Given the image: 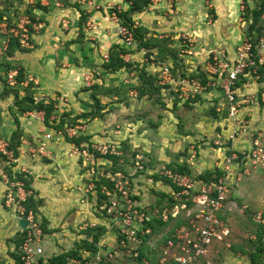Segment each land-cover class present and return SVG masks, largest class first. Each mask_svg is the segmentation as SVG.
Returning a JSON list of instances; mask_svg holds the SVG:
<instances>
[{
    "label": "crops",
    "instance_id": "1",
    "mask_svg": "<svg viewBox=\"0 0 264 264\" xmlns=\"http://www.w3.org/2000/svg\"><path fill=\"white\" fill-rule=\"evenodd\" d=\"M177 1L173 0L170 9V3L165 4L164 0H157L154 3L149 0L150 3L142 11L131 16L134 27H141L145 36H153L158 40H167L168 38L163 36H169L173 41L168 40L169 48L180 47L179 40L182 36L192 41L189 49L188 46L182 45L186 54L181 58L185 70L191 76L195 72L206 73L208 60L218 51H226L233 58L236 47L247 37L246 35L240 37L239 24L235 25L236 29L228 24L233 18H229L227 13H235L236 1L231 2L230 10L225 9L221 4L218 6L212 4L211 8H215L212 10L216 14L215 19L208 18V8L203 6L202 0H179L184 4L181 2L182 4L178 6ZM70 2L83 5L82 11L85 9L87 17L82 29L81 11L73 7ZM94 2L97 5L100 3L104 8L99 7L95 10L93 6L80 0H38L39 5H30L31 7L27 8V11L34 14L37 25L33 32L31 49L22 51L18 48L12 56L8 54L1 60L7 67L13 65L22 69L23 80L19 81L18 75L19 84L9 87L0 76V139L11 142L14 133L20 130L19 149L25 150L26 154L19 155L18 162L13 166L8 165L0 156V235L4 234L3 237L0 236V264L18 263L12 255L16 245L14 239L23 230L19 220H11L12 217H9L11 221L3 224L7 221L4 219L6 208L2 199L8 190L3 180V176L7 175L6 168H9L13 175L27 173L30 176L31 192L37 193L36 198L42 200L41 218L47 220L48 229L53 230L47 234V240L55 245L54 251L57 253L66 251L72 243L82 244L96 233L98 228H103V233L106 232L104 221L96 218L97 215L93 210L96 204L94 193L97 190H92L90 186L96 188L94 180L98 179L91 176L88 162L79 153L86 145L111 147L116 152V149L120 150V143L137 147L141 141L146 143H151V140L157 141L155 144L152 143V149L146 159L148 162L146 175L141 173L133 175V167H127L128 174L133 175L132 180L136 189L142 194L145 193L146 188H149L143 176L145 179L149 177L154 179L153 175L168 164L187 165L191 173L196 176L205 171L221 169L225 157L232 150L242 153L252 148L253 138L249 134L239 136L234 141L227 140L233 124L228 118L227 109L223 112L217 110L223 103V94L220 90L209 89L200 95L198 100L184 101L176 92L178 88L176 84L160 85L163 88L168 86L170 91L177 94L180 101H177V105L176 101L171 102L179 109L177 111L181 110L182 105L189 106L191 103H195L196 106L205 104L211 107L209 116L199 117L200 120L196 121L194 129L191 128L192 123L186 116H183L184 125L180 127L178 119L173 121L171 117L166 123L162 119L167 117L158 115L156 124H153L154 127L151 126V129H148L147 125L143 127L144 122H149L145 117L146 112L141 113L143 116L139 119L132 118L131 116L142 111L145 105H149L148 100L144 99L148 97H142L141 100L138 97L137 88L141 83L138 71L123 68L118 72L108 73L103 68L104 56L118 45L126 50L125 55H122L126 62L132 63L139 69H145L152 75L156 74L155 71L161 75L160 68L163 65L169 66L172 72L173 58L169 56L159 61L157 65L154 62L150 63L146 54L151 51L153 54L150 59H154V56L159 55L158 47L150 45V49L147 50L135 40L130 47H127L118 37L116 34L118 24L111 15L112 10L119 8L122 12L130 11L132 2L127 0H94ZM165 15L168 16L167 19ZM81 30L84 31L83 38H79ZM193 43H196V46H193ZM87 45L91 50L90 54H84L82 51ZM0 71H3V68H0ZM173 78L177 79L174 75ZM29 83L33 84L31 91L36 103L42 101L44 104L49 102L54 104V114L45 122L40 118L32 117V111L25 113L17 106L15 91L19 99H22ZM88 83L91 85L88 86ZM263 85L260 76L257 77L250 72L240 76L237 82L239 114L248 120L250 132L264 129V107L260 99ZM95 86L106 89L105 93L100 92L98 96L105 115L102 119L92 121H87L85 118L74 121L75 125L85 122V131L79 136L88 137V142L82 143L81 146L84 147L78 148L76 152L75 145L65 137V129L61 132L58 126L63 119L70 121L91 111L92 89ZM163 88L162 91L166 90ZM170 115L173 116L171 113ZM173 117L178 118L176 115ZM65 126L68 125L64 123L63 127ZM196 132L197 135H194ZM145 133L149 134L143 139L141 135ZM45 134H51L45 154L30 157L27 153L28 144L32 147L36 146L37 141L43 139ZM216 140L223 142V145H216ZM117 153L122 154V151ZM137 156L141 155L136 154ZM243 162L245 164L241 162L235 167L233 180H239L241 187L232 185L231 200L238 201L239 204L242 200L244 203L242 207L245 208L243 212L250 207L263 215L264 166L254 167L247 160ZM98 163L104 166L111 164L103 158L99 159ZM151 188L158 192H167L169 185L162 181L161 184ZM149 196L151 195L148 193L146 201L151 204L156 203H153ZM60 205L63 207H60V211L53 207ZM62 209L63 211L66 209V212ZM72 210L76 212L69 215L70 217L66 216ZM233 216L232 213L228 215L229 223ZM96 220L99 223L97 229L85 228V224ZM172 226H174L173 222H170L164 230L156 231L155 234L162 235ZM89 231H92V234H88Z\"/></svg>",
    "mask_w": 264,
    "mask_h": 264
},
{
    "label": "built area",
    "instance_id": "2",
    "mask_svg": "<svg viewBox=\"0 0 264 264\" xmlns=\"http://www.w3.org/2000/svg\"><path fill=\"white\" fill-rule=\"evenodd\" d=\"M82 3L93 5L91 0H82ZM19 13H14L11 17L5 16L0 20V68H3L0 76L9 87L19 84V68L13 65L7 67L1 62L5 56H8L9 41L10 39L16 40L20 49H31L33 32L37 28L36 23L27 13ZM119 13H122L121 9L116 8L111 14L118 24L116 34L127 47H130L134 42V25L132 28L122 25ZM263 54L264 34L258 38L256 44L251 37H245L236 47L233 58L225 51H218L212 57V61L207 64L205 84L191 76L178 77L174 80L169 66L163 65L160 68L159 85L176 84L178 87L176 92L184 101L194 99L209 89L220 90L223 94V103L217 110L223 112L227 109L228 118L233 124L227 140L234 141L237 137L247 134L253 138L252 148L248 152L238 153L232 150L225 157L221 166L223 175L217 182L200 181L189 174L175 173L164 167L161 168L160 175L174 185L168 190L173 200L176 201L172 208L154 207L146 201L148 189L161 184L160 182L154 183L149 177L146 183H149L150 187L144 190L145 193L134 192L128 176L123 172L98 171L94 156L87 150V146H81L84 148L79 153L88 162L91 176H95L96 179L105 177L113 184L112 189L103 186L100 190V194L105 196L101 205L97 204L98 192L94 193L96 218L102 219L103 226L106 228V232L102 233L97 243L94 242L92 235L86 239L88 244L94 246V249L84 246L78 248L72 243L66 251L56 253L55 248L51 250L47 234L40 227L34 212L27 211L22 204L30 192L25 189L22 182H10L8 176L4 175L3 180L8 186L7 206L17 207L14 211L19 215L18 220L28 221V226L22 230L23 241L17 249L19 257L17 264H211L208 256L204 255L207 249L218 248L221 245L230 249L227 240L232 235V229L219 215L225 210L227 201L231 199L230 188L234 181L235 167L241 162L245 164L244 160L254 167L264 166V129L250 132L248 120L239 114L237 82L240 76L249 72L259 77L257 70L259 66L264 67ZM108 60L109 55L106 54L104 61ZM260 99L264 107V87ZM31 116L36 119L40 118L42 122L46 121L45 113L42 111H32ZM83 131H85V122L65 128L69 137H77ZM50 139L51 134H45L43 139L37 141L36 146L32 147L27 143L29 145L27 153L32 158L44 155ZM215 144L222 146L223 142L216 140ZM9 146V141L0 139V156L6 160L8 165L13 166L18 162L19 155L26 154V151L19 149L17 157ZM74 148L78 152V147L74 146ZM94 148L101 153H106L108 149L106 146ZM135 168V172L144 170L141 156L136 157ZM90 188L95 189L94 186ZM180 217L190 218L188 225L175 227L168 238L163 239L170 230L162 235L154 234L145 241V237L152 234V229L147 226L148 222L155 219L169 222L171 218ZM98 226L97 220L85 224V228L97 229ZM160 239H163L162 244L157 247ZM145 245H148L151 251L146 256H142ZM73 249L76 254L67 256L64 261L55 260V257ZM211 251L212 249L209 253Z\"/></svg>",
    "mask_w": 264,
    "mask_h": 264
},
{
    "label": "trees",
    "instance_id": "3",
    "mask_svg": "<svg viewBox=\"0 0 264 264\" xmlns=\"http://www.w3.org/2000/svg\"><path fill=\"white\" fill-rule=\"evenodd\" d=\"M132 2V6L130 11L127 12H122L119 13V17L121 19V23L122 25L128 26L129 28H132V26L134 25L133 20H132V15L136 12H140L142 11L150 2L149 0H127ZM39 5V4H38ZM73 7L78 8L77 5H72ZM40 7V6H39ZM45 9V8H43ZM81 11V18H80V26L82 29V25L83 23L86 21V14ZM251 14L253 17V25L249 27L248 32H247V37H251L254 40V44H256L258 38L260 36H262L264 34V0L260 3V5H256L254 6V8H252L251 10ZM26 13L31 16L32 20H35V16L31 11H26ZM5 16H8V14L4 11H0V20H2ZM249 15H247L248 17ZM262 20L263 24H261L259 21ZM35 22V21H34ZM259 24V26L256 28L255 25ZM253 30H255V33L257 34L256 36H252ZM82 32V30H81ZM133 34H134V40L136 42L139 43V45L141 47H146L148 49H150V45H153V47H158L159 48V55H158V59L159 61H162L164 59H166L167 56H170L171 58H173V61L175 63L176 59H177V50L176 48H169L168 47V40H158L156 38H149L147 40L144 41L145 39V35L142 32V28L141 27H134L133 29ZM20 49V47L17 45L16 40L14 39H10L9 41V49H8V54L9 55H13L16 49ZM22 51H25L24 49H21ZM126 50L120 48L118 45H115L111 50L109 55V60L105 61L103 63V68L105 69L106 72L108 73H115L118 72L120 69L126 68L129 71L132 70H136L138 71V77L140 79V86L137 88L138 91V97L142 98V97H148L151 98L152 95L154 94H159L161 92V86L159 85V79L156 78L154 75L149 74V72H147L145 69H139L138 67H135L132 63H128L126 62L122 55H125ZM152 54H150V52H148L146 54L147 58H150ZM259 73L261 74V76H264V67L261 66L258 68ZM185 76V75H183ZM207 74L203 73V72H199V73H193L192 74V78H196L200 81H202L204 84L207 81L206 78ZM23 80V74H22V69H19V81ZM264 80V77H262V81ZM156 82L158 83V85H156ZM33 84L29 83L28 87L26 89V94L22 99H19L18 97V93L15 91V95L17 98V106L19 107V110L22 112H31V111H42L45 113V118L46 120H48L52 114H54L55 108H54V104L52 102H49V104H44L42 101L39 102H35L33 95H32V88ZM30 88V89H29ZM93 92H92V100H93V105H92V109L90 112L88 113H83L82 115L78 116L74 121H76L77 119H81V118H85L87 119V121H92L95 119H102L105 115L104 112H102V110L104 109L101 104H100V100L98 98V96L102 93L106 92V89L100 88L99 86H95L93 87ZM199 99V95H197L196 98L194 99H190V101H195ZM73 121V120H72ZM65 121L64 119L61 121V123L59 124L58 128L61 129L62 126L64 125ZM48 124V123H47ZM75 125V122H71V126ZM20 130L16 131L13 135L12 141L10 142V150H12L14 152V155L18 157L19 155V148L21 146V141H20ZM66 139L67 141H69L70 143L74 144L75 146H77L79 149L81 147V144L84 142H88V137L86 136H77V137H69L66 134ZM124 143V142H123ZM87 150L94 156V158L96 159V163H98L99 159H107L111 164L108 168L107 172H111V173H115V172H123L126 176L129 177L130 183L132 185V189L133 191H138V189H136L135 187V182H133L132 178L134 174H139V171L137 170L133 175H129L128 174V168H124L125 166H127L126 163V159H124V154L129 151V145L127 144H123V147H121L120 150L116 149V152L113 151V148H108L106 153H101L99 150H97L96 148H94L93 146H91V144L88 145ZM117 151H122V154H118ZM230 154V152L228 153V155ZM122 155V156H121ZM133 155V159L136 157V153H132ZM135 156V157H134ZM242 157V156H240ZM123 159V163L121 162V160ZM135 161L134 160V165H135ZM133 164L131 163V166ZM102 166V165H101ZM144 166V170H145V162L143 163ZM172 172L175 173H181V174H189L191 176H194L195 179H198L200 181H205V182H217L218 179L223 175V171L221 169H216L213 171H205L199 174H196V176L194 174L191 173V169L187 166V165H173V164H168L166 167H164ZM88 169V168H87ZM96 169L98 171L99 168L96 167ZM140 171L141 174H145V171ZM127 171V172H126ZM6 172L7 175L9 177V181L10 182H22L25 189L30 192V194L27 196L26 200L22 203L23 206L25 207V209L27 211H33L35 214V217L37 219V221L40 224V227L42 228L43 232L45 234H49L50 232H53V230H49L48 229V221L45 220L42 217V211H41V207H42V200L41 199H37L36 198V194H34V192H31V184L32 181L30 179V176L27 173H17L15 175H13V173L11 172V170H9V168H6ZM143 172V173H142ZM160 172V171H159ZM157 172V174L155 173V175H153V181L154 183H157L158 181L160 183H165L169 185V188H173L174 185H172L171 181L168 180L167 178L163 177L160 175V173ZM95 179V178H94ZM94 183L96 184V190L98 192L99 198H98V202L97 204L101 205L103 203V200L105 198L104 195L100 194V190L102 189L103 186L108 187L109 189H112L113 184L106 179L105 177H98V180H94ZM151 189V188H150ZM158 198L156 200V203L154 204H150L151 206H156V207H164L167 206L169 208H172V206L175 204V200H173V198L171 197V195L169 194V192L167 191H159L157 192ZM226 211V210H225ZM222 213V212H221ZM221 213L219 216H221ZM245 216L243 215H239L238 218H240L242 221L246 220V218L252 223L255 224V231L252 232L251 235L254 236V240H244L243 243L237 245V244H231L230 250L232 251L233 255H242V256H247L249 257L250 260V264H262L264 261V222L260 221L257 222L256 220L253 219V217H250L248 215H246V212L243 213ZM228 215H231L230 212H228L225 216H221V219L228 225L229 224V220H227ZM248 216V217H247ZM262 218L264 220V214L262 215ZM188 220L187 218H171V220L169 222H163L161 219H155L152 220L150 222L147 223V226L150 227L152 229V234L148 235L145 237V241L148 240L152 235L155 234L156 231H161L164 230L166 228V226L168 225V223L173 222V225L170 228V231H168L165 236L163 237V239L168 238L172 235L173 229L175 227L181 226V225H188ZM255 222H254V221ZM246 225V224H245ZM246 230V227L245 229ZM104 229L103 228H98L97 232L92 234V231H89L88 234H92L93 238H94V242L97 243L100 236L102 235ZM247 231V230H246ZM22 234V235H21ZM21 234H18L17 237L14 239V241H16L17 245H20L23 241V233L21 232ZM160 239L157 242V247H159L162 244V240ZM76 247H88V248H92L94 249V246L91 244H88L86 241H83L82 244L80 243H75ZM151 251V249L149 248L148 245H145V248L142 251V256H146V254H148V252ZM76 254L75 249H73L72 251L68 252V253H64L62 255H59L57 257H55L56 261H64L65 258L67 256L70 255H74ZM12 255L14 256V258L17 260H19V257L17 255V253H12ZM239 255V256H240ZM139 261H141V259H139ZM262 261V263L260 262Z\"/></svg>",
    "mask_w": 264,
    "mask_h": 264
},
{
    "label": "rangeland",
    "instance_id": "4",
    "mask_svg": "<svg viewBox=\"0 0 264 264\" xmlns=\"http://www.w3.org/2000/svg\"><path fill=\"white\" fill-rule=\"evenodd\" d=\"M80 1H82V0H80ZM150 1H152V0H150ZM156 1L157 0H154V1H152V3L156 2ZM185 1H187V0H185ZM188 1H190V0H188ZM223 1L224 2L221 3L220 0H202V2L204 4L203 6L208 8L207 15L209 14L208 15L209 19H215L214 16L216 15L212 11V10H215V8H213V7L211 8L212 4H213V6H216V4H217V6L221 4V5H223V7L225 6V9H229V10L231 9V2L234 1V0H223ZM235 1H236V5H237V8L235 9L236 10L235 13L234 14H231L230 12L227 13V16L229 18H231V19L233 18V20H230L228 22V24L233 25V29H236L235 25L239 24V30H240V34H241L240 37L243 38L242 35H246L247 36V32H248L249 27L253 25V17H252V15H250L251 12H252L251 11L252 8H254L255 4L256 5H260V3L263 0H235ZM37 2H38V0H0V11L1 12L2 11L6 12L8 14V16L11 17L14 13H19V12L26 13L27 8L28 7L30 8L31 7L30 5L37 6L39 4ZM91 2L93 3V5H91V6H93L95 10H97L99 7L101 9L104 8L103 6L100 5V3L97 5L94 2V0H91ZM172 2H173V0H166V1L164 0L165 4L170 3V9H171ZM181 2L182 1L178 0L176 2L177 6L183 3V2L182 3ZM216 2H218V3H216ZM70 3H71V5H77L79 10H81V8H83L82 7L83 5L81 6L77 2H75V3L70 2ZM238 10H239V12H238ZM83 12L85 13V9H83ZM19 14H22V13H19ZM247 15H249V16L247 17ZM165 17H166V15H165ZM167 17H166V19H167ZM234 18H235V20L237 22L234 20ZM216 20H217V16H216ZM259 22L261 24H263L262 20H260ZM255 26L257 28L259 26V24L255 25ZM256 35L257 34L255 33V30H253L252 36H256ZM83 36H84V31L82 30V32L80 31L79 38H83ZM145 37L147 39L154 38L153 36H150V37L149 36H145ZM163 37L166 38V39L168 38L167 40H170V42H173L171 39H169V36L168 37L163 36ZM162 40H165V39H162ZM179 42H181L180 47H178L176 49L177 50V54H178L177 59H176L177 63H175L174 61L173 62L171 61L172 64H173L172 73H173L175 78L191 76L185 70V64L182 63L183 60L181 58H182L183 54H186L184 52V49H182V45L183 46H188L187 49H189L190 45L192 44V41H190L186 36H182V38H180ZM193 46H196V43L195 44L193 43ZM145 49L149 50L148 48H145ZM82 51H83L84 54H90L91 53V50L88 47V45L85 46ZM150 54H153V53L150 51ZM157 57L158 56H154V59L148 58L149 62L150 63L154 62L157 65L158 62H159V59ZM167 57H169V56H167ZM211 61H212V58L208 60V63L211 62ZM164 63H167V62H164ZM259 67H261V66H259ZM155 73L156 74H153V75L156 78H158V76H160V74L157 73L156 71H155ZM257 74L260 76V80L262 81V77H264V76H261V74L259 73L258 70H257ZM183 75H185V76H183ZM262 82H264V80ZM156 85H158L157 82H156ZM161 88H163V86H161ZM164 88L166 90H163V91L161 90V92L159 94H154V95H152L151 98H148V99L144 98V99L148 100L149 105L148 106L145 105V107H144V109L142 111H139L137 114H134L133 116H131L132 118L139 119V118H141L143 116V115H141V113L146 112V116L145 117H146V120H149V122H144L145 125H143V127H145L146 125H147L148 129H151L150 128L151 126L154 127L153 124L154 125L156 124L155 121L157 120L158 115L162 116V117H167V119L166 118L162 119L164 122L168 121V119L171 118V117H172L171 119L173 121L178 119L180 121L179 126L183 127V125H184L183 116H186L189 119V122L192 123L191 128L194 129L195 128L194 124H196L197 120H200L199 117H201L203 115H208L209 116V114H210L209 112L212 109H210L211 107H209V106H205V104L204 105L200 104V105H197V106L195 105V103H191L192 105L190 104L189 106L185 104L184 107H183V105L180 107L181 108L180 111H177L179 109L175 108V104L177 105V103H178L177 101H180L179 98L177 97V94H175L173 91H170L168 86H164ZM165 94H167L166 97H165ZM140 100H141V98H140ZM173 101L174 102L176 101V103L175 104H171V102H173ZM200 102H198V103H200ZM170 113L173 116L176 115L178 118H175V117L171 116ZM64 120H65V124L68 125V126H65V128H66V127H70L71 122H74L75 118L74 119H70V121L68 119H64ZM63 126L60 129L61 132H63L64 129H65ZM63 134H65V133H63ZM148 134L145 133V134L141 135V137H143V139H144L145 137L148 136ZM194 135H197V132L194 133ZM156 142L157 141H155V140H151V143H146V141L145 142L141 141L140 144L138 143L139 147L138 146L137 147H133V146L129 145V146H131V147H129V151L126 152V153H123L124 155L122 154L124 156V159H126L125 161L127 163V166H125L124 168L133 167V169H132V170H134L133 173L135 172L136 168H135V165H134V160H136V157L134 156L135 158L133 159V155H132L133 152H136V154H140L142 159H143V163L145 162V165L147 166L148 162L146 161V159H147V157L149 155V152L152 149V143L155 144ZM86 146L88 147V145H86ZM121 147H123V145H121V143H120V149H121ZM108 148H111V147H108ZM158 149L161 150L160 147ZM121 162L123 163V159L121 160ZM131 163L133 164L132 166H131ZM146 166H145V170H144L145 174H147V167ZM96 167L99 168L100 172L106 173V171L108 170L106 168H108L109 166H104V165L101 166V164L97 163ZM139 173H141V172L139 171ZM148 174H150L149 171H148ZM143 178H144L145 181L147 180V179H145L144 176H143ZM235 180L232 183V185L235 186V187L238 186V188L241 187L240 186L241 182H238L239 180H236V182H235ZM146 184H148V186L150 187L149 183H146ZM232 190H233V188H230V194H232ZM157 192L158 191L156 189H154V188L148 189V193L151 195V196H149V199L152 200L153 203L156 202V200L158 198ZM2 199H3V202H4L5 208H6L5 209L6 211H5L4 219L7 220L3 224H6V223H8V221H11L13 219L18 221V216L19 215L14 211V209H16L17 207L13 208V207H8L7 206L6 193H4ZM237 202L229 199L227 201V203L225 204V210L226 211L223 210L222 213H221V216H225L228 212H231L232 214H234V216L232 217V220H230V223L228 224L231 229L233 227L232 235H231L230 239L227 240V242L230 244V247H231V244H233V243L239 245V244L243 243L244 240H249V239L250 240H254L253 239L254 236L251 235V234H252V232L255 231V228H256L255 224L253 222L251 223L247 218H246V220H243V221L240 218H238L240 214L245 216L243 214L244 213L243 210L245 211V208L242 207V204H244L242 200H241V202H242L241 204H239V202L238 203ZM53 207H54V209H56V210L58 209L59 211H60V207L63 208L61 205L60 206H53ZM65 210L63 211V209H62L63 212H66ZM93 210H94V208H93ZM91 211H92V209H91ZM74 212H76V210H72V211L68 212L66 216H69V215L73 214ZM260 213L261 212H258L256 210L255 211L252 210V208H250V207L246 210V215H248L250 217H253V219L256 220L257 222H260V221L264 222V220L262 218V215H261L262 213L261 214ZM9 217H12V219L9 220ZM245 227H246L247 231L244 230ZM21 232L19 234H21ZM0 236L3 237L4 234H2ZM15 244L16 245L14 246V248H15L14 252L17 253V249H18L19 245H17L16 241H15ZM48 245L51 247V250L55 248V245H53L51 243L48 244ZM211 249H212V251L209 253V251ZM204 255L208 256V259H210L211 264H250L249 257L242 256L240 254H239L240 256L239 255L235 256V255L232 254V251L227 246H223V245L219 246L218 248L211 247V248L207 249L205 251ZM260 262L262 263V261H260ZM262 264H264V261H263Z\"/></svg>",
    "mask_w": 264,
    "mask_h": 264
},
{
    "label": "water",
    "instance_id": "5",
    "mask_svg": "<svg viewBox=\"0 0 264 264\" xmlns=\"http://www.w3.org/2000/svg\"><path fill=\"white\" fill-rule=\"evenodd\" d=\"M19 224L22 229H25L28 226V221L26 219H20Z\"/></svg>",
    "mask_w": 264,
    "mask_h": 264
}]
</instances>
